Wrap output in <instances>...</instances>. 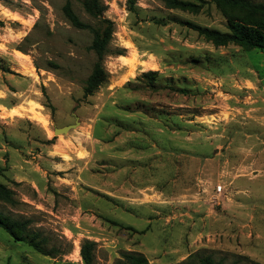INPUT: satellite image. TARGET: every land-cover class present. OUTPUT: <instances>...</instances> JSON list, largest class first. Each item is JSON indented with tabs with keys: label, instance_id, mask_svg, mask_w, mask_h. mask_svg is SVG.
<instances>
[{
	"label": "rangeland",
	"instance_id": "rangeland-1",
	"mask_svg": "<svg viewBox=\"0 0 264 264\" xmlns=\"http://www.w3.org/2000/svg\"><path fill=\"white\" fill-rule=\"evenodd\" d=\"M101 1L115 28L109 78L86 95L93 35L63 12L70 2L98 26L84 0H0V183L12 192L0 216L58 250L44 256L0 229V264H84L85 240L95 264H127L124 252L264 264V51L200 36L193 26L229 32L212 0Z\"/></svg>",
	"mask_w": 264,
	"mask_h": 264
},
{
	"label": "trees",
	"instance_id": "trees-1",
	"mask_svg": "<svg viewBox=\"0 0 264 264\" xmlns=\"http://www.w3.org/2000/svg\"><path fill=\"white\" fill-rule=\"evenodd\" d=\"M170 9H195L198 6L194 3L181 0H160ZM228 17V33L210 30L207 28H192L198 32L200 36L211 41L216 47L227 46L228 44H236L241 47L252 50L264 51V2L255 3L251 0H212ZM83 7L85 12L98 22V26L84 23L75 13L72 4L68 2L63 12L71 25L79 30H88L93 35V42L88 48L89 51L96 55L97 62L94 69L86 80V95H93L109 78V74L104 68V60L107 56L109 46L113 40L115 28L114 23L104 17L106 7L101 0H84ZM233 12H240L241 18H234ZM119 56L123 55V51H118ZM156 73L150 72L144 75L148 78L155 76ZM5 170L0 167V175ZM12 192L6 185L0 183V199L12 200ZM0 229H3L17 242L25 243L38 253L44 256H52L58 252L53 248L48 250L46 244L48 239L40 233L29 232V221H18L8 217L0 216ZM97 244L95 242L85 240L81 248V257L84 264H95V250ZM123 261L127 264H149L148 259L140 253L124 252L122 254ZM218 264L211 256L200 257L199 254L192 255L185 264Z\"/></svg>",
	"mask_w": 264,
	"mask_h": 264
},
{
	"label": "bare ground",
	"instance_id": "bare-ground-1",
	"mask_svg": "<svg viewBox=\"0 0 264 264\" xmlns=\"http://www.w3.org/2000/svg\"><path fill=\"white\" fill-rule=\"evenodd\" d=\"M135 56V55H134ZM123 59H126V57H122ZM42 110V107H37L35 109H32L30 111L31 113V118L40 123L43 127L45 128H49V125H50V122H49V119L41 112ZM11 112L15 115V116H20V115H23L24 112V109H13L11 110Z\"/></svg>",
	"mask_w": 264,
	"mask_h": 264
},
{
	"label": "water",
	"instance_id": "water-1",
	"mask_svg": "<svg viewBox=\"0 0 264 264\" xmlns=\"http://www.w3.org/2000/svg\"><path fill=\"white\" fill-rule=\"evenodd\" d=\"M75 125H70V126H65L63 128H56L54 133L56 136L60 135V134H66L68 133L71 129L75 128Z\"/></svg>",
	"mask_w": 264,
	"mask_h": 264
},
{
	"label": "crops",
	"instance_id": "crops-1",
	"mask_svg": "<svg viewBox=\"0 0 264 264\" xmlns=\"http://www.w3.org/2000/svg\"><path fill=\"white\" fill-rule=\"evenodd\" d=\"M133 134H134V132H133ZM92 140V139H91ZM93 141V140H92ZM95 141V140H94ZM87 153H88V151H86Z\"/></svg>",
	"mask_w": 264,
	"mask_h": 264
}]
</instances>
